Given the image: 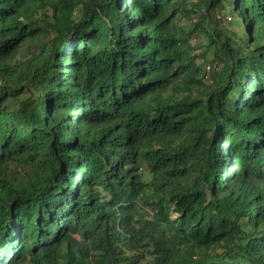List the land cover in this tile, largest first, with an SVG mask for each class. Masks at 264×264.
Listing matches in <instances>:
<instances>
[{
	"label": "trees",
	"instance_id": "1",
	"mask_svg": "<svg viewBox=\"0 0 264 264\" xmlns=\"http://www.w3.org/2000/svg\"><path fill=\"white\" fill-rule=\"evenodd\" d=\"M0 264H264V0H0Z\"/></svg>",
	"mask_w": 264,
	"mask_h": 264
},
{
	"label": "rangeland",
	"instance_id": "2",
	"mask_svg": "<svg viewBox=\"0 0 264 264\" xmlns=\"http://www.w3.org/2000/svg\"><path fill=\"white\" fill-rule=\"evenodd\" d=\"M234 21V18H232ZM231 21V23H226V22H222V24H220V26L226 30H230V31H238V27L235 26V24H233ZM181 24H185L188 26V22L185 19L181 20ZM239 34L240 32H242V30L238 31ZM192 44L195 47L196 52H206V59L211 60L213 58V51H214V46L213 45H209L208 44V39L205 35H199L196 38L192 39Z\"/></svg>",
	"mask_w": 264,
	"mask_h": 264
},
{
	"label": "built area",
	"instance_id": "3",
	"mask_svg": "<svg viewBox=\"0 0 264 264\" xmlns=\"http://www.w3.org/2000/svg\"><path fill=\"white\" fill-rule=\"evenodd\" d=\"M216 18L218 20H222L224 22H227V21L231 20L232 17L226 11L222 10V11H219V12L216 13ZM210 70H211V65L206 64L205 65V71L209 72Z\"/></svg>",
	"mask_w": 264,
	"mask_h": 264
},
{
	"label": "crops",
	"instance_id": "4",
	"mask_svg": "<svg viewBox=\"0 0 264 264\" xmlns=\"http://www.w3.org/2000/svg\"><path fill=\"white\" fill-rule=\"evenodd\" d=\"M229 14V13H228Z\"/></svg>",
	"mask_w": 264,
	"mask_h": 264
}]
</instances>
